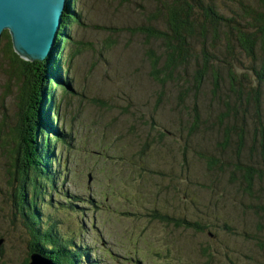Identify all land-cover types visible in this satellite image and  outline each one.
Instances as JSON below:
<instances>
[{"label": "rangeland", "instance_id": "rangeland-1", "mask_svg": "<svg viewBox=\"0 0 264 264\" xmlns=\"http://www.w3.org/2000/svg\"><path fill=\"white\" fill-rule=\"evenodd\" d=\"M70 1L66 15L71 12ZM74 4L72 14L78 20L66 28L72 37L65 50L69 75L55 77L57 88H45L44 74L34 72L35 90L28 107L18 106L17 80L0 47V128L4 123L13 127L23 116L20 126L25 127V142L15 154L0 148V264H25L29 256L32 232L17 205L20 193L32 187L20 173L26 170L30 178L34 175L37 120L38 125L43 120L55 143L50 147L54 162H48L55 184L43 180L47 195L39 196L33 205L41 217L37 233L56 221L59 233L73 239L68 249L78 247L83 253L80 264H264V215L256 219V212L264 211L256 208L239 183L232 182L235 162L227 172L209 169L199 153L212 151L210 144L219 141L222 132L202 128L203 136L190 141L181 120H191L196 104L182 107L181 86L175 80L161 93V85L150 75L146 54L151 49L158 57L164 47L130 31L145 22L138 6L150 9L152 3L128 0V10L117 13L115 0ZM238 11L242 16V9ZM57 44L58 40L54 53ZM49 63L50 80L53 60ZM195 66L190 64L187 70ZM158 67L166 71L160 60ZM210 88L203 90L212 93ZM52 90L53 113L44 114L39 94L43 97L45 91L48 96ZM197 102L214 117L225 110L217 97L200 95ZM175 108L182 116L174 114ZM248 118L251 122V115ZM253 131V125L247 128L243 160L256 165L264 162V141ZM226 149V156L234 158L235 139ZM28 196L31 201L35 193L29 191ZM155 206L162 215L189 227L137 214ZM202 224L208 228L201 229Z\"/></svg>", "mask_w": 264, "mask_h": 264}, {"label": "trees", "instance_id": "trees-1", "mask_svg": "<svg viewBox=\"0 0 264 264\" xmlns=\"http://www.w3.org/2000/svg\"><path fill=\"white\" fill-rule=\"evenodd\" d=\"M144 1L151 2L152 8L148 9L144 4L138 6L145 22L133 26L130 31L145 34L147 41L161 43L164 47V53L158 57H154L153 50L147 51L146 57L151 63V77L161 85L162 94L165 86L173 80L177 81L181 86L179 99L182 107H187L190 103L196 104L192 108L191 120L186 123L181 120V123L185 124L190 141L198 140L203 136L202 128L222 132V138L220 137L219 141L217 139L214 145L210 144V136H205L213 149L199 152L201 158L209 169L221 168L223 172L230 171L228 167L235 162L236 170L230 171L233 175L232 182L239 183L245 195L255 202L256 208L264 211V162L253 165V161L243 160L249 126L253 125V135L264 141V0H142ZM75 2L76 0H72L69 3L71 12L63 19L55 53L52 51L45 60H26L16 51L10 32L8 30L3 32L0 47L2 46L12 76L17 80L18 106L28 107L32 102L31 97L35 87L31 78L34 72L44 74L42 86L45 88H57L55 85L59 81L55 80V77H61V73L63 77L69 75L67 64L70 60L65 50L72 37L67 35L66 28L78 20L72 14V6H75ZM115 2L118 4L116 13L123 8L128 10V0H115ZM226 2L230 3L229 8ZM238 8L242 9L245 21ZM52 60V66L49 68L52 79L49 80L47 70L49 61ZM158 60L163 63L166 71H163V67H158ZM190 64H196L192 71L187 70ZM182 66L184 67L181 68ZM239 67L242 68V72ZM66 84L70 85L68 79ZM209 87L212 93L203 90ZM218 93H220L219 97ZM200 95H206L210 100L217 97L225 103L221 117H214L201 108L197 102ZM39 96L44 100V114L46 110L49 114L53 113L50 103L55 98L53 90L48 96L45 91L43 97L40 94ZM20 110L18 108V111ZM174 114L178 117L182 116L181 110L177 108ZM239 114H241L240 118ZM248 115L252 117L251 122ZM21 119L24 121V116ZM50 122L53 126L52 119ZM20 123L8 128L4 123L0 128V148H9L6 152L10 155L15 154L25 142V127L20 126ZM38 123L37 120L33 129L32 147H36V153L31 163H33L34 175L30 178L26 170L20 173L22 178L27 177L31 180L32 187L27 188L26 193H20L18 197L20 204L17 205L21 214L30 222L28 224L25 221L30 227L29 233L32 232L29 256L33 253L42 255L45 253L58 264H80L83 253L78 247L68 249L73 239L64 238L59 233L56 221H49V226L41 230V233H37L41 217L39 212L35 213L33 205L38 204L39 196L47 195L42 185L43 180L48 181L50 185L55 184V179L50 177L53 175L52 166L48 163L53 157L50 147L55 145L52 141L54 136L45 131L47 128L43 126V120L39 125ZM233 139L236 141L237 153L234 152V158H230L226 156V148ZM262 146L264 148V142ZM40 154L44 167L40 166ZM261 156L264 159V149ZM52 161L54 162V159ZM29 191H32L33 195L35 193V198L31 201L28 196ZM144 193L140 192V196ZM137 214L146 215L152 220L162 219L176 227H189L184 225L183 221L162 215L158 206L139 209ZM262 215L264 212L257 211L256 219H260ZM192 227H194L193 223ZM200 228L204 229L208 226L202 224ZM29 256L25 264L30 261Z\"/></svg>", "mask_w": 264, "mask_h": 264}, {"label": "water", "instance_id": "water-1", "mask_svg": "<svg viewBox=\"0 0 264 264\" xmlns=\"http://www.w3.org/2000/svg\"><path fill=\"white\" fill-rule=\"evenodd\" d=\"M67 10L68 0H0V38L8 30L22 57L45 60ZM54 263L50 256L33 253L28 264Z\"/></svg>", "mask_w": 264, "mask_h": 264}, {"label": "bare ground", "instance_id": "bare-ground-1", "mask_svg": "<svg viewBox=\"0 0 264 264\" xmlns=\"http://www.w3.org/2000/svg\"><path fill=\"white\" fill-rule=\"evenodd\" d=\"M65 15H66V13H65ZM65 15H64L63 18H62L61 25H62V23H63V19H64ZM60 28H61V26H60ZM60 28H59V31H60ZM58 35H59V32H58ZM57 37H58V36H57ZM56 41H57V39H56ZM56 41H55V42H56ZM52 51H53V49H52ZM52 51L50 52V54H49L48 56H50V55L52 54ZM48 56H47V57H48ZM53 122H54V121H53ZM61 136H62V135H61ZM61 136H60V137H61ZM49 206H50V204H49Z\"/></svg>", "mask_w": 264, "mask_h": 264}, {"label": "flooded vegetation", "instance_id": "flooded-vegetation-1", "mask_svg": "<svg viewBox=\"0 0 264 264\" xmlns=\"http://www.w3.org/2000/svg\"><path fill=\"white\" fill-rule=\"evenodd\" d=\"M0 242L2 243V240H0ZM1 243H0V245H1Z\"/></svg>", "mask_w": 264, "mask_h": 264}]
</instances>
